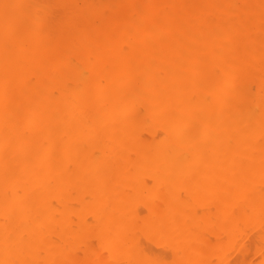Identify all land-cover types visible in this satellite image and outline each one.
Masks as SVG:
<instances>
[{"label": "bare ground", "instance_id": "6f19581e", "mask_svg": "<svg viewBox=\"0 0 264 264\" xmlns=\"http://www.w3.org/2000/svg\"><path fill=\"white\" fill-rule=\"evenodd\" d=\"M263 249L264 0H0V264Z\"/></svg>", "mask_w": 264, "mask_h": 264}, {"label": "rangeland", "instance_id": "374dc122", "mask_svg": "<svg viewBox=\"0 0 264 264\" xmlns=\"http://www.w3.org/2000/svg\"><path fill=\"white\" fill-rule=\"evenodd\" d=\"M258 240V239H257ZM257 240H256V243L255 242H253V245L255 246V245H258V242H257ZM258 247H260L259 245H258ZM255 248V247H254ZM264 250V249H263Z\"/></svg>", "mask_w": 264, "mask_h": 264}]
</instances>
